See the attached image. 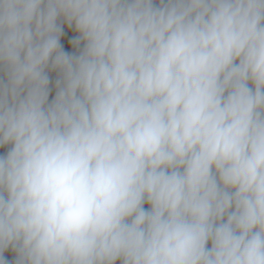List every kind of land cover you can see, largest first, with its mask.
<instances>
[{
	"label": "clouds",
	"instance_id": "obj_1",
	"mask_svg": "<svg viewBox=\"0 0 264 264\" xmlns=\"http://www.w3.org/2000/svg\"><path fill=\"white\" fill-rule=\"evenodd\" d=\"M0 264H264V0H0Z\"/></svg>",
	"mask_w": 264,
	"mask_h": 264
},
{
	"label": "crops",
	"instance_id": "obj_2",
	"mask_svg": "<svg viewBox=\"0 0 264 264\" xmlns=\"http://www.w3.org/2000/svg\"><path fill=\"white\" fill-rule=\"evenodd\" d=\"M54 75V74H53Z\"/></svg>",
	"mask_w": 264,
	"mask_h": 264
}]
</instances>
